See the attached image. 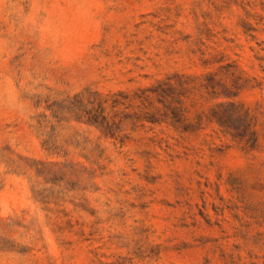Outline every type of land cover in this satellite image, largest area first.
<instances>
[{"label": "rangeland", "instance_id": "rangeland-1", "mask_svg": "<svg viewBox=\"0 0 264 264\" xmlns=\"http://www.w3.org/2000/svg\"><path fill=\"white\" fill-rule=\"evenodd\" d=\"M0 264H264V0H0Z\"/></svg>", "mask_w": 264, "mask_h": 264}]
</instances>
